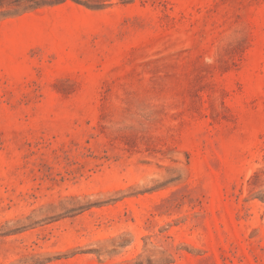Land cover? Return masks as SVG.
<instances>
[{
	"label": "rangeland",
	"instance_id": "obj_1",
	"mask_svg": "<svg viewBox=\"0 0 264 264\" xmlns=\"http://www.w3.org/2000/svg\"><path fill=\"white\" fill-rule=\"evenodd\" d=\"M0 264H264V0H0Z\"/></svg>",
	"mask_w": 264,
	"mask_h": 264
},
{
	"label": "trees",
	"instance_id": "obj_2",
	"mask_svg": "<svg viewBox=\"0 0 264 264\" xmlns=\"http://www.w3.org/2000/svg\"><path fill=\"white\" fill-rule=\"evenodd\" d=\"M36 4H37V5H41V4H43V3H42V2H39V1H37V2H36Z\"/></svg>",
	"mask_w": 264,
	"mask_h": 264
}]
</instances>
